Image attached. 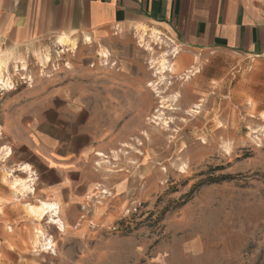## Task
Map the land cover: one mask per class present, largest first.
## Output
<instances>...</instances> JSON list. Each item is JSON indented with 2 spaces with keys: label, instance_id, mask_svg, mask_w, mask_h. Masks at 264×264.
I'll list each match as a JSON object with an SVG mask.
<instances>
[{
  "label": "rangeland",
  "instance_id": "374dc122",
  "mask_svg": "<svg viewBox=\"0 0 264 264\" xmlns=\"http://www.w3.org/2000/svg\"><path fill=\"white\" fill-rule=\"evenodd\" d=\"M78 47L70 50L52 40L26 59L19 56L28 70L20 81L16 60L10 66L11 76L17 75L12 79L20 81L13 89L70 90L76 72L102 51L98 56L83 44ZM136 48L147 60L146 111L137 119L128 115L129 126L136 128L125 130L127 141L95 164L97 190L89 203L64 212L73 225L60 213L65 230L35 226L52 238L58 259L41 256L33 264H264V112H259L264 91L245 89L253 68L242 76L241 65L215 56L180 68L173 47ZM164 53L175 71L161 79L156 66ZM46 55L52 60L43 65ZM2 116L0 99V125ZM9 164L0 155L3 175ZM28 197L18 201L23 209ZM31 233L33 253L45 252L35 243V230Z\"/></svg>",
  "mask_w": 264,
  "mask_h": 264
},
{
  "label": "crops",
  "instance_id": "0c3cea01",
  "mask_svg": "<svg viewBox=\"0 0 264 264\" xmlns=\"http://www.w3.org/2000/svg\"><path fill=\"white\" fill-rule=\"evenodd\" d=\"M60 35L75 38L79 47L98 56L101 50L110 56L100 55L91 64L88 59L70 90H1L0 147H12L8 169L36 178L30 203H59L69 225L73 222L64 212L84 209L97 190L92 173L99 171L100 153L127 141L125 130L136 128L129 126L128 115L137 119L146 111L147 60L136 46L144 52H150L147 42L173 47L180 68L212 56L238 63L242 76L251 66L245 89L264 91V0H0V49L12 53L10 66L52 40L60 46ZM25 77L20 75V81ZM12 81L13 86L20 82ZM25 164L32 174L19 169ZM2 176L0 264H33L41 256L57 260V247L43 254L31 250V232L39 222L26 216L20 197ZM41 225L61 232L47 219Z\"/></svg>",
  "mask_w": 264,
  "mask_h": 264
},
{
  "label": "bare ground",
  "instance_id": "6f19581e",
  "mask_svg": "<svg viewBox=\"0 0 264 264\" xmlns=\"http://www.w3.org/2000/svg\"><path fill=\"white\" fill-rule=\"evenodd\" d=\"M145 34V33H144ZM143 34V35H144ZM143 37V36H142ZM157 38V36H155ZM159 37V35H158ZM141 38V37H140ZM154 38V34H153ZM143 39V38H142ZM144 40V39H143ZM155 40V38H154ZM158 40V39H157ZM160 40V39H159ZM85 41L91 42L92 38L88 35L85 37ZM147 41V40H146ZM57 43L62 47L70 46V50H76L78 47V42L75 38H71L69 35H60L57 37ZM145 43V42H144ZM148 46V49L152 52L154 50V47L150 44H145ZM66 49V48H65ZM12 54V53H11ZM10 53H7L6 51L0 49V91L1 90H9L13 88V81L11 76V72L9 70L10 68ZM36 54V53H35ZM48 54V53H47ZM50 54V53H49ZM40 59L41 56L39 53H37ZM102 57L107 58L109 53L107 51L102 50L101 51ZM169 56L168 53H164L161 60L158 63V66H156V73L160 75V78L162 79L167 71H175L174 64L167 59ZM14 57V56H13ZM45 57V58H44ZM42 62L43 65L51 62V56L46 55L44 56ZM16 65H14V70L16 71L15 74L23 75L24 72L26 73L28 68L24 65V62H22V65L19 64V62L22 60V58L17 57L16 59ZM151 63H154L156 65V59L151 56L150 59ZM198 70V68H195ZM190 73L195 74L194 69L189 70L186 74V76L189 78ZM154 86V92L157 93L158 97L160 98V92L156 88V83L152 84ZM201 104H196L195 107L199 108ZM161 107L158 108V112L160 111ZM199 112L198 110L192 109V112ZM190 112V111H189ZM156 119L159 117V115L154 116ZM264 117V114H263ZM153 119V118H152ZM264 128V125H263ZM3 135L2 126L0 125V136ZM13 154V150L10 146H1L0 147V155H3V158L5 161L10 158ZM101 156H105L104 153H100ZM20 170L22 171H28V173L32 174V169L29 164L20 165ZM13 169H7L6 173L3 175V181L8 182L10 184V187L13 189L14 194H17L19 197H27L30 193L35 194V180L36 178L32 175H28L26 177H18L15 174H13ZM31 195V194H30ZM26 212L29 214V216L34 217L39 224L45 219L47 221H51L52 223H57L59 225V228L61 230H65L64 223L62 219L60 218L61 213V206L59 203L56 202H48L44 200H39L38 203H30L26 202L24 204ZM36 245L41 248V250L49 249L48 247L54 246L55 243L52 240L51 237H49L44 230L41 228H37L36 231Z\"/></svg>",
  "mask_w": 264,
  "mask_h": 264
},
{
  "label": "built area",
  "instance_id": "2783aa9c",
  "mask_svg": "<svg viewBox=\"0 0 264 264\" xmlns=\"http://www.w3.org/2000/svg\"><path fill=\"white\" fill-rule=\"evenodd\" d=\"M49 249H46V251H48V250H50V251H52L53 250V246H50V247H48Z\"/></svg>",
  "mask_w": 264,
  "mask_h": 264
}]
</instances>
